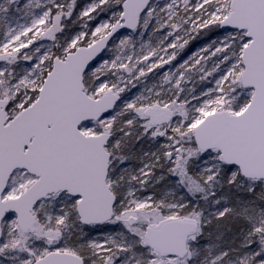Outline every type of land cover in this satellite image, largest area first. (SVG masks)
I'll return each mask as SVG.
<instances>
[{
  "label": "snow or ice",
  "instance_id": "6c2138e0",
  "mask_svg": "<svg viewBox=\"0 0 264 264\" xmlns=\"http://www.w3.org/2000/svg\"><path fill=\"white\" fill-rule=\"evenodd\" d=\"M0 264H264V0H0Z\"/></svg>",
  "mask_w": 264,
  "mask_h": 264
}]
</instances>
